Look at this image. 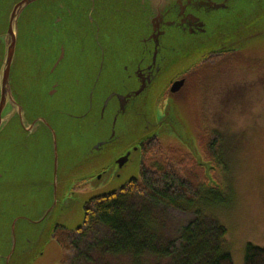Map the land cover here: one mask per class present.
Returning <instances> with one entry per match:
<instances>
[{"label":"water","instance_id":"1","mask_svg":"<svg viewBox=\"0 0 264 264\" xmlns=\"http://www.w3.org/2000/svg\"><path fill=\"white\" fill-rule=\"evenodd\" d=\"M42 1L13 0L5 10L0 9V179L6 180L12 168L24 169L26 164L29 172L15 182L14 204L19 211L10 216L9 235L5 236L8 250L0 253V264H29L17 247L20 236L15 227L19 221L43 226L42 231L32 233L37 242L43 236L51 237L56 228H80L83 215L82 223L74 229L53 220L69 206L68 200H63L69 185L90 179L94 171H103L109 165L123 168L133 153L140 155V145L157 134L171 130L209 178L212 168L202 162L173 100L168 99L161 117L157 103L168 88L170 93H177L184 80L176 79L200 62L211 55L235 52L256 36L250 35L254 30L250 20L253 15L262 16L254 14L256 10H264V0H58L47 10L37 11L35 40L40 60L35 63L32 81L37 82L42 72L47 80L45 91L28 99L15 87L12 70L20 21L31 19L29 9ZM237 1H246V9L251 12L236 10L233 4ZM213 18L219 25L211 30L208 24ZM55 24L59 25L58 35L62 33L60 36L67 39L69 53L80 54L92 45V73L57 75L67 53L62 44L50 47ZM43 25L46 30L40 34ZM130 28L137 30L132 42L119 50L115 39ZM52 50L58 53L48 64ZM117 54L120 75L113 78L107 73ZM90 75H94L92 82L81 80ZM104 77L109 82L101 86ZM109 106V131L96 130L94 138L85 136V124L91 120L99 128ZM121 120L127 122V127L116 133ZM78 138L87 140L83 154L71 145ZM108 156L112 158L105 166L90 171ZM5 190L0 180V194ZM27 199L32 203L24 205Z\"/></svg>","mask_w":264,"mask_h":264},{"label":"rangeland","instance_id":"2","mask_svg":"<svg viewBox=\"0 0 264 264\" xmlns=\"http://www.w3.org/2000/svg\"><path fill=\"white\" fill-rule=\"evenodd\" d=\"M12 1L0 0V9L5 10ZM51 1L45 0L33 4L36 5L34 8L31 7L34 10L29 9L31 19L22 18L19 24V40L12 72L15 87L23 90L26 98L45 91L47 79L44 72L41 73L37 82L32 81L35 63L40 60L38 42L35 40V35H38V22L35 19L38 18V10H47L53 6V3H58V0ZM233 7L236 10L251 12V10L246 9V1H237ZM2 12L3 10H0V20ZM254 14H262L260 18L253 15L250 20L254 29L250 35L255 33L256 36L243 43L239 50L233 52L234 55L231 59L222 60L217 66H211L208 63L201 70L194 71L196 66L180 76L179 79L184 80L185 76H189L186 87L189 93L182 92L180 94L182 88L174 94L166 90L157 108L158 116L161 117L168 99L173 100L177 114L194 139L202 162L209 164L212 168L208 172L209 178L206 176L205 168L197 165L196 159L171 130L170 133L163 132L154 136L160 141L162 151L159 154L168 161H172V166L176 169L185 173L197 171L201 179L200 183L204 188H215L214 185L221 186L220 197L206 203V207L207 213L216 218L226 230L223 245L233 264H244L243 255L246 244L264 247V10H256ZM43 17L44 15L40 19ZM122 22L125 23L124 18ZM218 25L217 18H213L208 27L213 30ZM58 26L55 24L53 28L50 47L62 44L65 46L67 54L61 62L60 71L57 75L92 73L95 67L93 58H90L92 45L88 44L85 51L80 54L69 53L67 39L60 36L62 33L58 35V28H56ZM45 30L46 27L43 25L40 34H44ZM66 31L68 30H64L63 33ZM136 31V29L130 28L124 35L116 37L117 48L120 50L129 47ZM44 42L48 46V42ZM1 49L2 41L0 39V51ZM51 53V57L46 61L48 64L56 58L58 51L52 50ZM206 59L200 62L198 66L202 65ZM110 64L107 75L118 78L120 75L118 72V54L114 56ZM42 70L43 67L41 66L40 71ZM202 79L204 82L206 81V84L200 89V85L203 84ZM81 80L90 83L94 80V75ZM107 82L109 81L104 77L101 86ZM197 90L199 100L194 105ZM191 92H193L192 96L190 95ZM179 94L181 99L186 102L185 104H182ZM110 107L106 109L104 121L99 128H95L91 120L85 124L83 127L85 136L94 138L96 130L102 133L109 131L112 115V108L109 110ZM126 127V121H119L116 133L124 132ZM211 132L218 134L222 139L220 158L218 159H210L201 152L204 141ZM86 142L87 140L78 138L74 143L71 142V145L83 154ZM0 148H2L1 141ZM187 155L189 157H186ZM111 158L112 156H108V158L100 160L91 166L90 171L92 172L98 166H105ZM158 159L162 161L161 157ZM7 161L6 159L5 163ZM141 164L142 154L140 150V155L133 153L128 163L121 169L109 165L103 171H94L95 175L90 179L72 182L63 198V200H68L67 205L69 206L64 208L63 213L56 218L54 217L53 220H57L68 229L76 228L82 223L85 206L91 200L117 191L130 180L137 179ZM27 168L28 164L24 166V169L12 168V172L8 173V178L5 177L6 180L0 179L2 184L7 187V190L0 194V253H5L8 250L5 236L8 237L9 235L12 222L10 216L13 211H19L14 204L16 203L14 198L17 199L15 182L29 174L26 172L28 171ZM209 179L212 181L210 185ZM24 195L28 198V194L24 193ZM29 199L24 201V205L32 203ZM157 212H159L157 213L158 221L161 220L164 237L167 241H173L181 226L192 218L190 214L185 215L180 212L164 211L161 213L158 210ZM42 229L43 226H32L19 221L15 227V232H18L20 236L17 237L18 249L24 252L23 257L26 263L60 264L63 251L55 239V232L60 228H56L51 237L43 236L37 242L32 233H38ZM107 234L99 227H93L83 233V236L78 240V248L84 256L81 257L78 264H132L127 257L100 255L95 247L98 241L106 237ZM77 237L79 235L75 238ZM0 258L2 257L0 256ZM152 261L151 258H144L142 263L151 264ZM160 264L167 263L163 261Z\"/></svg>","mask_w":264,"mask_h":264},{"label":"trees","instance_id":"3","mask_svg":"<svg viewBox=\"0 0 264 264\" xmlns=\"http://www.w3.org/2000/svg\"><path fill=\"white\" fill-rule=\"evenodd\" d=\"M233 55V52L212 55L193 70H201L208 63L217 66ZM188 81L187 75L180 94L189 93L186 90ZM202 82L200 89L206 84L203 79ZM195 97L194 105L199 100L198 90ZM180 100L182 104L186 103L181 95ZM221 141V136L209 133L201 152L210 159L220 158ZM140 150L142 164L137 179L130 180L117 191L91 200L85 206L82 226L74 232L56 230L55 239L63 251L60 264H78L84 256L78 248V240L93 227L109 234L95 247L100 255L127 257L132 264H143L144 258H151V264L163 261L167 264H233L223 245L226 230L207 213L206 207V203L220 197L221 186L204 188L197 171L185 173L172 166V161L159 154L162 149L156 137L143 142ZM157 210L190 214L192 218L181 226L173 241H167ZM243 262L264 264V247L246 244Z\"/></svg>","mask_w":264,"mask_h":264},{"label":"flooded vegetation","instance_id":"4","mask_svg":"<svg viewBox=\"0 0 264 264\" xmlns=\"http://www.w3.org/2000/svg\"><path fill=\"white\" fill-rule=\"evenodd\" d=\"M227 54H228V53H227ZM198 65H199V64H198ZM198 65H197V66H198ZM195 67H196V66H195ZM181 79H182V78H181ZM176 80H180V79L177 78ZM183 80H184V79H183ZM184 83H185V80H184ZM167 90H169V88H168ZM164 93H165V92H164ZM164 93H163V94H164ZM163 94H162V95H163ZM161 99H162V96H161V98L159 99V101H158V103H157V108H158V105H159V102L161 101Z\"/></svg>","mask_w":264,"mask_h":264},{"label":"bare ground","instance_id":"5","mask_svg":"<svg viewBox=\"0 0 264 264\" xmlns=\"http://www.w3.org/2000/svg\"><path fill=\"white\" fill-rule=\"evenodd\" d=\"M87 204V203H86Z\"/></svg>","mask_w":264,"mask_h":264}]
</instances>
